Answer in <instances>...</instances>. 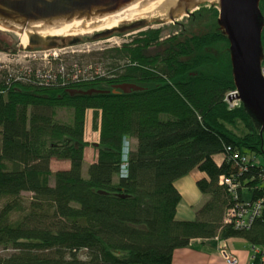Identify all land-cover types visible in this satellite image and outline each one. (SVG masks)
<instances>
[{
    "label": "trees",
    "instance_id": "obj_1",
    "mask_svg": "<svg viewBox=\"0 0 264 264\" xmlns=\"http://www.w3.org/2000/svg\"><path fill=\"white\" fill-rule=\"evenodd\" d=\"M259 9L264 64V0ZM97 59L79 81L70 76L80 68L58 56L39 70L47 80L34 67L0 68V264H172L192 240L264 249V204L247 229L226 222L230 209L261 198L264 172L241 160L263 155L264 137L241 104L226 102L234 90L226 38L215 28L159 43L144 31ZM120 84L141 90L112 93ZM90 89L110 92L67 93ZM89 111L98 142L84 177ZM123 138L134 148L120 178ZM52 160L68 168L54 170ZM192 170L204 175L195 185L206 200L179 221L174 183ZM221 177L238 186L234 195Z\"/></svg>",
    "mask_w": 264,
    "mask_h": 264
},
{
    "label": "water",
    "instance_id": "obj_2",
    "mask_svg": "<svg viewBox=\"0 0 264 264\" xmlns=\"http://www.w3.org/2000/svg\"><path fill=\"white\" fill-rule=\"evenodd\" d=\"M260 0H0V28L21 35L24 50L51 49L148 25L175 22L190 16L198 6L209 3L218 11V31L228 42L231 77L238 100L264 137V80ZM59 39L60 42L55 41ZM49 41V43H46ZM30 49H29V48ZM132 84L112 88L139 91ZM90 89L68 90L73 95L108 94ZM96 147L97 144H94ZM264 155V152H263Z\"/></svg>",
    "mask_w": 264,
    "mask_h": 264
},
{
    "label": "rangeland",
    "instance_id": "obj_3",
    "mask_svg": "<svg viewBox=\"0 0 264 264\" xmlns=\"http://www.w3.org/2000/svg\"><path fill=\"white\" fill-rule=\"evenodd\" d=\"M218 11L215 6L209 3L202 4L195 9L190 16H180L176 18L175 22H151L148 25L125 30L109 35L91 38L69 44L59 45L51 49H33L24 50L20 48V38L17 33L0 30V65H5L8 69L25 70V68H36V70H49L50 66L45 64V57L56 54L64 60L67 67L77 65L78 68L84 69L88 65L98 64L97 57L103 50L112 47H120L122 44L128 43L134 35L144 32L152 31L158 34L159 43L164 42L170 37H196L208 34L217 28L216 20ZM222 43L218 45V53L222 49ZM46 50V51H43ZM43 53H45L43 55ZM217 53V54H218ZM230 109L240 106V102L235 99L226 100ZM241 133V129L239 131ZM83 141L87 143L83 149V165L82 175L86 177V166L90 160L96 157L97 148L94 144L98 142V133L92 131L91 128V114L85 115V127L83 133ZM134 148V141L129 140L128 149ZM264 152V148H263ZM255 157V158H254ZM245 159H254L255 164L264 165V155H247ZM63 162L53 160L54 167H63ZM242 197L248 199L249 196L242 191ZM24 199L29 198V194H22ZM4 200H0V207ZM254 250L252 249V257ZM251 257V259H252Z\"/></svg>",
    "mask_w": 264,
    "mask_h": 264
},
{
    "label": "crops",
    "instance_id": "obj_4",
    "mask_svg": "<svg viewBox=\"0 0 264 264\" xmlns=\"http://www.w3.org/2000/svg\"><path fill=\"white\" fill-rule=\"evenodd\" d=\"M91 114V112H87ZM90 160L87 166L92 162ZM63 167H54L53 160L50 166L54 170H65L68 164L63 162ZM86 166V167H87ZM204 175L197 170H192L188 175L178 179L174 186L180 194L181 200L176 207L175 218L179 221L194 219L195 211L204 203L206 197L197 190L195 182ZM243 194V193H242ZM248 195V194H247ZM249 196V195H248ZM237 259V264H251L252 247L242 239L228 240H192L188 247L174 250L172 264H225L220 256L221 248Z\"/></svg>",
    "mask_w": 264,
    "mask_h": 264
},
{
    "label": "built area",
    "instance_id": "obj_5",
    "mask_svg": "<svg viewBox=\"0 0 264 264\" xmlns=\"http://www.w3.org/2000/svg\"><path fill=\"white\" fill-rule=\"evenodd\" d=\"M46 51V50H43ZM45 53H43L44 55ZM57 55L56 54H52L51 56H46L45 59V64L49 65V59L50 58H56ZM5 66V65H4ZM3 65H0L1 67H4ZM74 71H76L75 73L72 74V76H70L71 80H78L82 79V80H88L90 79V74L87 73L88 71H91L92 68L91 66H87L84 69L80 70L77 69L76 66L73 67ZM77 69V70H76ZM29 72V70H27ZM47 73H45L46 76H43V74H41V72L39 70L36 71V74L42 76L44 79L47 80V78H50V73L49 71H46ZM99 72L98 69H95V74H97ZM261 76L264 80V64L261 65ZM236 94V91L233 90L232 92H230L227 97L226 100H228V96ZM129 146V142L127 141L126 138H123L122 140V145H121V154H120V169H119V177L120 178H125L127 176V161H128V155L130 150L128 149ZM242 163H246V159L245 158H241ZM262 181V195L261 198L250 204L249 202H244L243 205L235 207L233 209H230L228 211V216L226 219L227 223H232L234 228L237 230H242V229H247L252 220L257 217V215H259L260 209L262 207V205L264 204V172L261 178ZM224 183L226 186L229 187V191L231 192V194L234 195V191L237 189V185L232 183L230 180H225L224 178H220V184ZM254 250V256L251 259V264H264V249L259 250V249H255ZM220 256L222 257L223 261L225 264H237V259L230 255L225 247L221 248L220 250Z\"/></svg>",
    "mask_w": 264,
    "mask_h": 264
},
{
    "label": "flooded vegetation",
    "instance_id": "obj_6",
    "mask_svg": "<svg viewBox=\"0 0 264 264\" xmlns=\"http://www.w3.org/2000/svg\"><path fill=\"white\" fill-rule=\"evenodd\" d=\"M55 42L58 43V42H60V41H59V39H57ZM46 43H49V41H46ZM28 48H29V47H28ZM37 48H41V47H37ZM29 49H30V48H29Z\"/></svg>",
    "mask_w": 264,
    "mask_h": 264
},
{
    "label": "bare ground",
    "instance_id": "obj_7",
    "mask_svg": "<svg viewBox=\"0 0 264 264\" xmlns=\"http://www.w3.org/2000/svg\"><path fill=\"white\" fill-rule=\"evenodd\" d=\"M0 30H4V29L0 28ZM18 36H19V38H20V41H21V35H20V34H18Z\"/></svg>",
    "mask_w": 264,
    "mask_h": 264
}]
</instances>
